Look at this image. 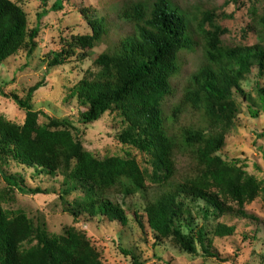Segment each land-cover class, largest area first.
<instances>
[{
	"label": "trees",
	"instance_id": "trees-1",
	"mask_svg": "<svg viewBox=\"0 0 264 264\" xmlns=\"http://www.w3.org/2000/svg\"><path fill=\"white\" fill-rule=\"evenodd\" d=\"M38 1L41 12L36 26L29 29L23 8L11 0H0V64L22 50L30 56L36 48L40 20L63 9L62 0L50 7L48 0ZM80 12L90 33L62 40L59 51L49 54L46 66L64 65L77 50L84 60L104 37L111 36L106 50L93 60L95 72H86L78 84L76 98L84 107L78 122L91 125L105 113L117 112L122 126L117 141L148 156L151 171L143 170L134 159H95L83 149L68 119L33 111L17 94L8 96L0 89L2 98L26 114L22 126L0 116V176L5 184L0 190V264H103L87 238L74 228L52 235L44 221L34 223L23 212L3 209L5 198L14 192L48 193L27 187L23 174L7 171L12 165L31 170L35 176L60 175L61 200L80 190L81 197L66 204L74 220L87 216L121 227L127 226L128 217L114 197L146 198L149 182L162 193L145 199L144 217L138 210L133 212L138 228L143 232L147 228L154 244L171 241L189 255L199 250L205 258L226 262L213 250L214 239L235 233V226L225 218L252 220L245 206L259 197L264 201V182L218 154L239 113L237 97L249 104L253 118L258 117L241 82L252 68L264 76L263 46L224 48L220 42L224 31L214 23V14L207 11L200 18L193 17L196 33L204 42V65L189 76L180 98L168 109L167 101L175 93L172 79L179 72L178 54L193 44L188 18L169 0L130 2L117 15L116 23L122 26L115 31L108 18ZM257 26L264 30V16ZM256 94L264 112V86L257 87ZM40 117L45 119L41 125L37 123ZM259 150L264 163V143ZM181 152L192 163L184 172L177 168V153ZM210 219L208 228L204 223ZM120 252L139 264L130 252Z\"/></svg>",
	"mask_w": 264,
	"mask_h": 264
},
{
	"label": "rangeland",
	"instance_id": "rangeland-1",
	"mask_svg": "<svg viewBox=\"0 0 264 264\" xmlns=\"http://www.w3.org/2000/svg\"><path fill=\"white\" fill-rule=\"evenodd\" d=\"M11 1L19 4L25 11L28 28L35 27L37 14L41 12L39 1ZM54 1L48 0V6L50 7ZM138 1L146 0H62L61 11L49 12L40 20V32L32 54L27 56L26 51L22 50L17 56L0 64V89L8 96L17 94L21 102L33 111H41L53 119H68L76 128L83 149L95 159L103 160L109 157L134 159L143 170L151 171L148 156L117 141V135L122 128L121 117L117 112H107L91 125L83 126L78 122L79 114L84 110L76 98L78 84L86 76V72H95L93 60L106 50L107 44L111 42V36L104 37L103 42L96 45L94 50L89 52V57L84 60L80 58V51L77 50L64 65L55 68L46 66L49 54L59 51L62 40L90 33L80 11L87 10L91 15L108 18L116 31L122 26L116 23L117 15L130 2ZM169 1L188 18L193 44L189 50H183L178 54L179 72L172 79L175 93L174 97L167 101L168 109L180 98L189 76L204 65L202 52L204 42L196 33L193 17L200 18L202 12L213 13L214 23L224 31L220 37L224 48L250 47L255 44H260L264 48V30L257 26L259 18L264 16V0ZM205 29H209L208 26ZM262 86L264 76L259 77L257 69L252 68L251 73L241 82V88L252 99L251 108L258 111V117L253 118L249 104L241 97H237L239 113L234 120L233 128L225 137L224 147L218 153L228 164L242 166L247 174L260 182H264V163L259 150L264 143V138H260L264 132V112L258 102L256 88ZM0 116L16 126H22L26 119L24 109L1 96ZM44 120L40 117L37 123L41 125ZM182 122L183 125L186 124L185 121ZM177 154L178 171H187L192 165L188 155L183 152ZM7 171L23 174L27 187H39L48 193L24 195L14 192L7 196L2 204L5 211L23 212L34 223L44 221L47 231L52 235H60L66 229L74 228L87 238L103 264H133L129 255H122L120 252L122 250L130 252L139 264H264V201L260 197L244 208L248 217H253L252 220L232 216L225 218L224 221L236 229L233 236L213 241V250L221 259H226V262H220L203 257L199 250L197 255H189L177 249L171 241L154 244L151 232L147 228L144 232L138 228L133 212L138 210L139 215L144 217L145 199H153L162 193V189L149 182L146 198L139 195L114 197L124 207L128 217L127 226L121 227L118 223H109L99 218L91 219L87 216L74 220L67 212L66 204H73L74 200L80 198L81 191L76 190L61 200L63 179L60 175L35 176L31 170L25 171L14 165ZM4 185L0 176V190ZM201 204L199 202L200 206ZM212 221L210 219L204 225H208L209 228ZM143 222L145 223V220Z\"/></svg>",
	"mask_w": 264,
	"mask_h": 264
}]
</instances>
